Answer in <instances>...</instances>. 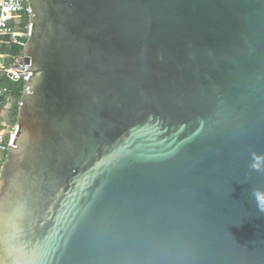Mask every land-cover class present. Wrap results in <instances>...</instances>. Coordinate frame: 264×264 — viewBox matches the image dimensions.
Returning a JSON list of instances; mask_svg holds the SVG:
<instances>
[{
	"label": "water",
	"instance_id": "obj_1",
	"mask_svg": "<svg viewBox=\"0 0 264 264\" xmlns=\"http://www.w3.org/2000/svg\"><path fill=\"white\" fill-rule=\"evenodd\" d=\"M0 264H264V0H27Z\"/></svg>",
	"mask_w": 264,
	"mask_h": 264
},
{
	"label": "built area",
	"instance_id": "obj_2",
	"mask_svg": "<svg viewBox=\"0 0 264 264\" xmlns=\"http://www.w3.org/2000/svg\"><path fill=\"white\" fill-rule=\"evenodd\" d=\"M29 15L30 7L27 0H0V111L9 106L13 107L14 104H17L18 107L20 103V98L15 101L11 88L4 82L12 81L19 84L22 93L24 82L28 76L25 71L22 48L29 34V22L25 23L24 18L28 19ZM11 44H20L21 51L12 54L3 49L4 47L8 48ZM2 127L0 124L1 159L4 158L15 131L14 127L12 134L7 137Z\"/></svg>",
	"mask_w": 264,
	"mask_h": 264
},
{
	"label": "trees",
	"instance_id": "obj_3",
	"mask_svg": "<svg viewBox=\"0 0 264 264\" xmlns=\"http://www.w3.org/2000/svg\"><path fill=\"white\" fill-rule=\"evenodd\" d=\"M24 20H25V23L28 22V19L26 17L24 18ZM3 49L12 54H17L21 51V45L11 44L8 48L4 47ZM4 84L11 88V93H12V96L14 97V100L15 101L18 100L21 95V86L12 81H5ZM16 113H17V104H14L10 112V115H11V118H13V121H15Z\"/></svg>",
	"mask_w": 264,
	"mask_h": 264
},
{
	"label": "rangeland",
	"instance_id": "obj_4",
	"mask_svg": "<svg viewBox=\"0 0 264 264\" xmlns=\"http://www.w3.org/2000/svg\"><path fill=\"white\" fill-rule=\"evenodd\" d=\"M11 108L12 106L11 107L9 106L0 111V124L3 126L2 128L7 137L12 134L14 127H15V121H13V118H11V115H10ZM15 119H16V116H15ZM2 159L0 156V165H1Z\"/></svg>",
	"mask_w": 264,
	"mask_h": 264
},
{
	"label": "clouds",
	"instance_id": "obj_5",
	"mask_svg": "<svg viewBox=\"0 0 264 264\" xmlns=\"http://www.w3.org/2000/svg\"><path fill=\"white\" fill-rule=\"evenodd\" d=\"M261 211H264V207H261V209H260Z\"/></svg>",
	"mask_w": 264,
	"mask_h": 264
}]
</instances>
